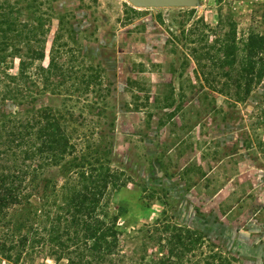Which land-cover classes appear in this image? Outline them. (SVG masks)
Returning a JSON list of instances; mask_svg holds the SVG:
<instances>
[{
  "label": "rangeland",
  "instance_id": "374dc122",
  "mask_svg": "<svg viewBox=\"0 0 264 264\" xmlns=\"http://www.w3.org/2000/svg\"><path fill=\"white\" fill-rule=\"evenodd\" d=\"M12 2L19 22L39 26L29 43L45 54L28 64L29 79L20 77L16 96L0 108L20 118L27 107L61 109L74 145L28 182L49 212L47 225L79 186L80 167L91 173L102 165L118 182L102 202L118 217L128 262L166 255V236L190 231L199 239L181 246L184 264H205L213 252L235 264H264V47L251 71L241 63L248 32L264 36V0ZM23 58L0 64V75L18 74ZM48 64L61 70H39ZM29 203L14 218L41 222ZM42 245L17 264H66L46 254L47 240ZM0 264L15 263L0 257Z\"/></svg>",
  "mask_w": 264,
  "mask_h": 264
},
{
  "label": "trees",
  "instance_id": "16d2710c",
  "mask_svg": "<svg viewBox=\"0 0 264 264\" xmlns=\"http://www.w3.org/2000/svg\"><path fill=\"white\" fill-rule=\"evenodd\" d=\"M16 9L12 0H0V64H10L18 55L25 57L20 61L18 74L8 69L1 73L0 81L7 83L0 93V102L14 99L19 90L17 80L20 77L29 79L25 75L28 64H33L34 59H43L45 54L43 47L35 48L29 43L39 26L30 25L29 21L19 22L21 11ZM235 34L233 29L231 40L235 41ZM263 47L264 36L249 31L242 47L243 73L251 71L260 61ZM225 61L230 60L225 58ZM47 66H40L39 70L51 73L55 67V71L60 69L52 64ZM250 81L246 91L250 89ZM23 113L26 117L20 118L18 111L6 112L0 108V257L17 264L26 255L38 254L47 240L46 254L56 262L66 260V264H184L181 246L189 247L188 242H191L190 248L195 247L199 239L190 231L166 236L169 247L166 255L156 254L149 262L144 258L127 261L129 256L120 247L118 217L116 214L110 217L102 202L109 184L115 181L102 165L92 168L91 173H84V166L80 167L76 174L79 186L72 191L63 212L47 225L49 212L44 203H38L40 197L29 195L28 182L46 166L70 154L74 145L70 142L61 109L27 107ZM117 183L113 184L114 188ZM31 200L37 204L36 213L41 222L30 217L14 218L15 209L24 203L30 204ZM205 264L235 263L232 258L213 252L209 260L205 259Z\"/></svg>",
  "mask_w": 264,
  "mask_h": 264
},
{
  "label": "water",
  "instance_id": "95a60500",
  "mask_svg": "<svg viewBox=\"0 0 264 264\" xmlns=\"http://www.w3.org/2000/svg\"><path fill=\"white\" fill-rule=\"evenodd\" d=\"M137 7H191L197 0H128Z\"/></svg>",
  "mask_w": 264,
  "mask_h": 264
},
{
  "label": "crops",
  "instance_id": "0c3cea01",
  "mask_svg": "<svg viewBox=\"0 0 264 264\" xmlns=\"http://www.w3.org/2000/svg\"><path fill=\"white\" fill-rule=\"evenodd\" d=\"M199 152H201L200 149L195 150V152H194V156H195V155H199V154H198ZM201 153H202V152H201ZM172 156H173V155H172ZM182 156H183V158L186 159V158H187V153H186L185 155H184V154H183V155H175V156H173V157H178V158L180 159V158H182ZM215 166H216V165H214L213 167L215 168ZM211 170L213 171V168H211ZM238 179H239V178H238ZM235 181H237V178H236ZM203 189H204V188H203ZM207 193H208V192H207ZM221 198H222V197H221Z\"/></svg>",
  "mask_w": 264,
  "mask_h": 264
}]
</instances>
